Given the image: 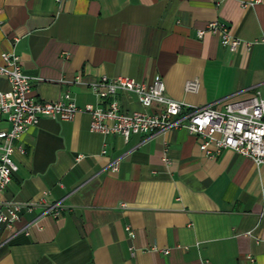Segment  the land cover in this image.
<instances>
[{
    "label": "crops",
    "instance_id": "crops-1",
    "mask_svg": "<svg viewBox=\"0 0 264 264\" xmlns=\"http://www.w3.org/2000/svg\"><path fill=\"white\" fill-rule=\"evenodd\" d=\"M213 20L241 40L234 50L218 32L198 36ZM262 36L264 0H0V53L18 56L30 94L69 92L80 107L102 103L91 88L102 74H159L184 111L264 96ZM115 98L143 109L132 91ZM89 122L42 116L22 134L1 199L36 204L0 224V264H264V163L206 155L184 128L125 140Z\"/></svg>",
    "mask_w": 264,
    "mask_h": 264
},
{
    "label": "built area",
    "instance_id": "built-area-1",
    "mask_svg": "<svg viewBox=\"0 0 264 264\" xmlns=\"http://www.w3.org/2000/svg\"><path fill=\"white\" fill-rule=\"evenodd\" d=\"M205 32H218L220 43L231 50L241 43L216 20L209 21L197 34L202 36ZM260 40L264 41V36ZM0 56V75L6 77L10 85L8 93L0 90V115L9 124L8 127H0V224L6 227H11L20 217L22 208L32 210L36 204L32 201H2L1 195L18 169L13 152H25L20 142L22 134L36 125L42 116L70 120L75 114L86 112L90 116L91 131L118 133L125 140L133 133L151 134L184 128L198 137L199 148L206 155L214 157L223 149H231L251 158L256 164L264 163V96L259 91L248 98L227 101L221 107L204 105L184 111L181 101L166 94L165 83L159 74L149 81H137L123 74L116 77L102 74L91 86L102 103H86L80 107L69 92L52 101L35 98L30 94L31 78L23 72L18 56L7 51H2ZM118 91L134 92L143 109L122 111L115 98ZM111 169H117L116 161ZM41 203L45 212L53 216L64 209L60 202H37ZM127 230L132 234L129 226Z\"/></svg>",
    "mask_w": 264,
    "mask_h": 264
}]
</instances>
